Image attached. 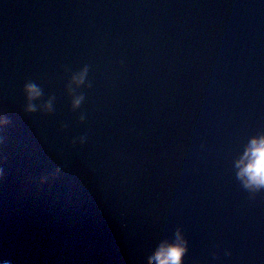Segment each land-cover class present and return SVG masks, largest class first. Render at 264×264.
<instances>
[{
	"label": "water",
	"instance_id": "water-1",
	"mask_svg": "<svg viewBox=\"0 0 264 264\" xmlns=\"http://www.w3.org/2000/svg\"><path fill=\"white\" fill-rule=\"evenodd\" d=\"M262 138L264 0H0V263L264 264Z\"/></svg>",
	"mask_w": 264,
	"mask_h": 264
},
{
	"label": "clouds",
	"instance_id": "clouds-1",
	"mask_svg": "<svg viewBox=\"0 0 264 264\" xmlns=\"http://www.w3.org/2000/svg\"><path fill=\"white\" fill-rule=\"evenodd\" d=\"M77 82H83V74H81ZM28 92L30 94V98H34L39 95L38 91L32 87H29ZM79 103L80 100L78 99L75 101L74 106H78ZM29 111H32V109L29 108ZM249 152L252 154L253 159L239 175L241 179L244 180L246 187L259 189L264 187V138L260 141L253 140L252 147L249 149ZM184 251L185 248L183 245L177 244L176 246L166 250L164 253L166 259L159 254L157 255V259L160 260V264H180V259Z\"/></svg>",
	"mask_w": 264,
	"mask_h": 264
},
{
	"label": "bare ground",
	"instance_id": "bare-ground-1",
	"mask_svg": "<svg viewBox=\"0 0 264 264\" xmlns=\"http://www.w3.org/2000/svg\"><path fill=\"white\" fill-rule=\"evenodd\" d=\"M1 264V263H0Z\"/></svg>",
	"mask_w": 264,
	"mask_h": 264
}]
</instances>
